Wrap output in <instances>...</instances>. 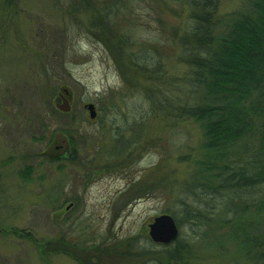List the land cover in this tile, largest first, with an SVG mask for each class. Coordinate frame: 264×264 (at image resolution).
<instances>
[{
	"label": "rangeland",
	"instance_id": "rangeland-1",
	"mask_svg": "<svg viewBox=\"0 0 264 264\" xmlns=\"http://www.w3.org/2000/svg\"><path fill=\"white\" fill-rule=\"evenodd\" d=\"M242 1L222 0L219 11ZM68 2L19 0L14 22L0 12L8 23L0 27V264H78L55 251L66 243L110 249L100 264H160L167 247L151 240L149 226L164 213L180 219L191 264H254L235 254L234 263L185 218L181 198L195 172L199 125L160 115L143 78L127 83L88 30V16L70 15ZM141 5L127 13L137 44L160 31ZM163 60L169 81L186 72L175 55ZM64 89L73 100L68 114L56 107ZM61 194L76 200L56 202Z\"/></svg>",
	"mask_w": 264,
	"mask_h": 264
},
{
	"label": "trees",
	"instance_id": "trees-1",
	"mask_svg": "<svg viewBox=\"0 0 264 264\" xmlns=\"http://www.w3.org/2000/svg\"><path fill=\"white\" fill-rule=\"evenodd\" d=\"M221 1L69 0L66 12L88 16L93 37L129 85L135 86L136 75L143 78L160 115L199 125L195 172L181 198L185 218L234 263L238 255L242 263L264 264V0H243L226 14L219 11ZM140 4L160 31L137 44L134 17L127 13ZM168 55L186 67L171 81L163 60ZM226 237L227 243H218ZM64 246L55 251L76 257L78 264H100L111 255L108 248ZM165 246L163 257H156L160 264L192 263L193 247L181 237Z\"/></svg>",
	"mask_w": 264,
	"mask_h": 264
},
{
	"label": "water",
	"instance_id": "water-1",
	"mask_svg": "<svg viewBox=\"0 0 264 264\" xmlns=\"http://www.w3.org/2000/svg\"><path fill=\"white\" fill-rule=\"evenodd\" d=\"M61 103H57L56 107L63 113L72 111V96L69 90L64 89V92L59 93ZM90 112V118L94 119L98 113L93 103L87 105ZM149 235L153 242L168 245L175 242L180 236V229L175 218L167 213L161 214L154 218V221L149 226Z\"/></svg>",
	"mask_w": 264,
	"mask_h": 264
},
{
	"label": "flooded vegetation",
	"instance_id": "flooded-vegetation-1",
	"mask_svg": "<svg viewBox=\"0 0 264 264\" xmlns=\"http://www.w3.org/2000/svg\"><path fill=\"white\" fill-rule=\"evenodd\" d=\"M19 0H0V12H2V16L4 17V18H8V17H10L9 18V20H8V22L9 21H12V22H14L15 20L13 19L14 17H15V13H17L18 12V10H19ZM3 18V19H4ZM6 20L4 19V20H2L1 18H0V27H4V26H7L8 25V23L6 24V22H5ZM6 24V25H5ZM72 109H73V100H72ZM97 109V108H96ZM97 113H98V115H99V112H98V109H97ZM98 115H97V117L96 118H94V119H92V121L93 122H95L96 120H97V118H98ZM65 156V155H64ZM29 172H30V170H29ZM25 176V175H24ZM26 177H28V176H26ZM24 178V177H23ZM63 197H62V194L59 196V199H57L56 200V202L57 201H59V200H63V202H69V203H72L73 202V200L75 201L76 200V198L74 197L73 199H70L71 197H64V199H62ZM68 209V208H67Z\"/></svg>",
	"mask_w": 264,
	"mask_h": 264
}]
</instances>
